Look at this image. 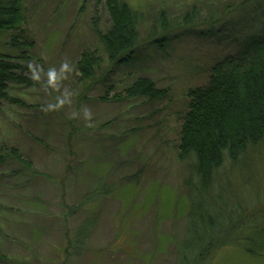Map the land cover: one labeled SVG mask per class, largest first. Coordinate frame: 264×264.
<instances>
[{
	"label": "rangeland",
	"instance_id": "374dc122",
	"mask_svg": "<svg viewBox=\"0 0 264 264\" xmlns=\"http://www.w3.org/2000/svg\"><path fill=\"white\" fill-rule=\"evenodd\" d=\"M121 1L146 15L139 37L148 60L135 72L111 71L103 57L96 83L86 85L75 64L85 50L104 55L94 32L109 26L104 0L26 3L34 48L22 64L38 84L12 83L9 99L0 101V147L17 148L36 173L10 163L0 167V264H176L189 209L184 182L190 171L177 147L185 94L206 84L210 67L253 31L264 0ZM192 11L191 26L173 25L165 50L153 53L152 19L163 13L177 22ZM215 13L219 21L211 25ZM144 76L166 90L165 100L111 99ZM60 118L80 129L71 146ZM214 178L233 207H247L250 218L240 219L235 231L251 236L250 228L264 221V143ZM99 179L113 194L84 204ZM86 220L94 226L75 255L69 240ZM200 263L264 264V250L252 256L242 244L221 246Z\"/></svg>",
	"mask_w": 264,
	"mask_h": 264
},
{
	"label": "trees",
	"instance_id": "16d2710c",
	"mask_svg": "<svg viewBox=\"0 0 264 264\" xmlns=\"http://www.w3.org/2000/svg\"><path fill=\"white\" fill-rule=\"evenodd\" d=\"M27 2L0 0V38H7L0 45L5 49L0 51V101L9 99L8 90L12 83L28 87L38 84L24 75L31 69L22 64L29 63V51L34 48V43L28 38ZM104 8L109 26L103 32L94 28L104 55L97 56L86 50L81 52L75 66L82 85L96 83V69H100L103 57L107 58L111 71L127 69L135 72L141 70L142 64L148 60L139 37V28L146 15L121 0H104ZM242 10L247 12L244 8ZM253 11L250 10L251 15ZM194 17L192 11L177 22H170L163 13L152 19L149 36L154 43L152 52L165 50L169 41L167 35L173 25L182 23L189 27ZM208 20L215 25L219 18L215 13ZM254 24L248 36L232 43L234 50L231 54L210 67L206 84L185 94V103L179 114L181 126L177 147L180 159L187 163L190 171L184 182L189 209L187 226L177 246L176 264H201L208 253L221 246L242 244L244 251L252 256L264 250V221L250 228L254 232L251 236L238 235L235 230L242 226L240 219L247 221L250 214L246 212L247 207H233L230 196L219 189L214 178L225 164H236L249 150L264 143V15ZM237 38L235 36L231 40ZM122 95L125 99L141 98L152 103L165 100L167 92L158 89L151 79L144 76L123 87L122 94H114L111 99L120 101ZM102 99H109V92ZM59 121L66 145L71 146L70 141H78L80 129L75 121H63L61 118ZM9 163L28 173H36L32 163L17 148L0 147V167ZM91 187V194L85 198L84 204L113 194V186L101 179ZM76 211L78 209L71 210V213ZM94 222L86 220L73 240H69L75 255L82 250Z\"/></svg>",
	"mask_w": 264,
	"mask_h": 264
}]
</instances>
